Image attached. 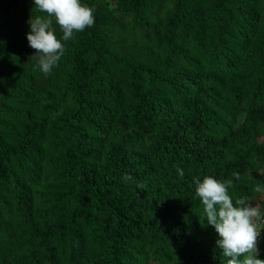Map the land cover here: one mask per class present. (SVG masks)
<instances>
[{
    "label": "trees",
    "instance_id": "1",
    "mask_svg": "<svg viewBox=\"0 0 264 264\" xmlns=\"http://www.w3.org/2000/svg\"><path fill=\"white\" fill-rule=\"evenodd\" d=\"M81 3L94 9V25L85 28L71 53L63 90L72 105L51 118L26 121L16 143L0 148V264H62L56 245L67 237L72 241L63 264H140L144 251L173 264H226L229 257L216 246L217 233L201 221L205 213L192 180L204 176L231 180L232 199L252 200L258 194L253 191L256 185L264 187V140L259 139L264 122V35L246 47L241 25L233 17L236 11L225 7L224 0H215L208 31L195 32L206 71L195 69L185 86L180 80L168 81L178 109L170 114L160 113L164 101L156 93V83L164 81V63L136 65L123 60L128 96L120 98L108 85V96L121 108L114 119V143L96 162L86 128L91 132L98 121L107 124L91 86L100 63L96 24L103 17L96 0ZM143 3L117 0L123 10L135 13L134 21L141 20ZM187 18L186 7L177 0L168 26L187 23ZM167 51L174 60L185 54L175 43L168 44ZM89 52L96 54L91 64L85 62ZM215 58L224 62L216 76L208 72ZM242 110L244 117L236 123ZM46 130L66 136L67 146L57 158L63 180L46 211L49 216L35 221L23 175L38 177V167L30 163L39 155L38 142ZM135 147L142 150H132ZM177 168L183 169V177ZM126 173L132 181L123 179ZM62 197H72L74 208L54 216L51 209ZM260 204L264 207V199ZM89 220L98 225L105 251H85L77 243L81 225ZM15 225L28 227L22 240L15 235ZM129 248L138 260L120 256ZM258 248L264 252V232Z\"/></svg>",
    "mask_w": 264,
    "mask_h": 264
},
{
    "label": "rangeland",
    "instance_id": "2",
    "mask_svg": "<svg viewBox=\"0 0 264 264\" xmlns=\"http://www.w3.org/2000/svg\"><path fill=\"white\" fill-rule=\"evenodd\" d=\"M176 1L143 0L141 20L134 21L135 13L123 10L117 4V0H96V6L100 9L103 19L96 24L101 39L100 63L96 74L92 75L91 86L98 93L97 103L105 115L104 119H107V124L98 121L91 132L86 128V133L93 139V161H100L108 145L114 143L112 135L114 119L121 108L113 102L112 97L108 96L106 92L108 85L114 86V92L120 98L126 100L128 96L127 72L123 60L136 65L164 63L162 74L164 81L156 83V93L164 101L160 111L162 114H170L178 110L173 104L174 88L168 81L180 80L185 86L187 77L195 69L200 73L206 71L202 60L204 52L198 50L199 42L195 40V32L200 30L203 34L208 31L215 0H181L188 13V22L182 20L172 28L168 26V19ZM224 5L236 11L233 17L241 25L246 47L264 35V0H224ZM38 15L45 14L34 7L33 0H0V148L16 143V135L26 121L39 119L42 116L51 118L64 112L73 103L72 98L63 88L68 79L73 47L82 32L74 33L73 38L68 41H62L64 54L51 74L45 76L36 66V61L30 58L35 50L26 40V33L29 32L28 20ZM53 27L57 38L60 39L62 32L55 22ZM170 43L180 46L185 52L184 57L174 60L167 51V45ZM95 58L96 54L89 52L85 62L91 64ZM223 66L224 62L215 58L208 65V72L216 76L219 73L215 70ZM243 73L247 85L249 79L247 67ZM210 109L212 112L215 111L213 107ZM243 117L242 110L236 116V123L241 122ZM64 138L66 136L62 133L56 135L48 130L44 131L38 142L39 155L36 156L34 163H30V166L38 167V177L34 179L23 175V187L31 197L35 221L44 219L46 215L49 216L46 211L51 208L50 204L54 196L61 191L63 179L60 177L57 158L63 153V146H67L64 144L66 142ZM259 139L264 140V122ZM132 150L140 151L142 148L135 147ZM235 199L237 198H234L233 202ZM263 199L264 194L258 193L250 200L261 208L262 215H264V207L261 206L260 201ZM6 202L10 203L8 200ZM72 208H74V199L62 197L51 212L54 216L67 214ZM187 221L189 222V219ZM201 221L207 223L205 214H202ZM27 229L26 225H15V235L22 240ZM263 232L264 221H262L261 235ZM71 241L72 239L67 237L56 245L57 260L62 264L68 254ZM77 243L85 251L106 250V243L101 240L98 225L93 220L81 225ZM120 256L138 260L137 253L132 248L122 250ZM258 258L264 259V252L259 250ZM138 261L140 264H173L171 260L150 251H144L142 259Z\"/></svg>",
    "mask_w": 264,
    "mask_h": 264
},
{
    "label": "clouds",
    "instance_id": "3",
    "mask_svg": "<svg viewBox=\"0 0 264 264\" xmlns=\"http://www.w3.org/2000/svg\"><path fill=\"white\" fill-rule=\"evenodd\" d=\"M34 7L43 16L30 17L29 32L26 33L28 45L35 50L30 58L45 75H50L64 54V43L73 38L74 33L83 32L94 25V9L81 3V0H33ZM62 32L57 38L53 24ZM179 176L184 171L177 168ZM239 179L238 173H233ZM123 179L132 181L133 177L124 174ZM195 194L203 205L207 224L211 225L218 235L216 246L222 250L227 259L226 264H264L259 259L258 241L261 236V208L246 196L233 202L229 194L232 181H219L211 176L203 179L193 177ZM264 194V187L259 184L253 189ZM242 257V258H241Z\"/></svg>",
    "mask_w": 264,
    "mask_h": 264
}]
</instances>
